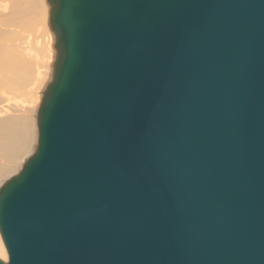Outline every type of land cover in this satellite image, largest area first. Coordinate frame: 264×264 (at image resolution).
I'll return each mask as SVG.
<instances>
[{
	"label": "water",
	"instance_id": "obj_1",
	"mask_svg": "<svg viewBox=\"0 0 264 264\" xmlns=\"http://www.w3.org/2000/svg\"><path fill=\"white\" fill-rule=\"evenodd\" d=\"M46 2L0 264H264V0Z\"/></svg>",
	"mask_w": 264,
	"mask_h": 264
},
{
	"label": "bare ground",
	"instance_id": "obj_2",
	"mask_svg": "<svg viewBox=\"0 0 264 264\" xmlns=\"http://www.w3.org/2000/svg\"><path fill=\"white\" fill-rule=\"evenodd\" d=\"M45 5L46 0H0V184L21 167L36 140L34 124L39 100L33 99L38 92L34 90L40 91L43 81H49L46 77L51 72L46 68L50 66L46 64H52L54 38L46 33L43 45L35 39L39 46L36 41L37 46L29 41L26 46L20 38L34 32V28H45ZM0 259L7 260L1 236Z\"/></svg>",
	"mask_w": 264,
	"mask_h": 264
},
{
	"label": "rangeland",
	"instance_id": "obj_3",
	"mask_svg": "<svg viewBox=\"0 0 264 264\" xmlns=\"http://www.w3.org/2000/svg\"><path fill=\"white\" fill-rule=\"evenodd\" d=\"M44 3H45V2H44ZM46 5H47V6H46ZM46 5H45V6L47 7V10H48V4H47V2H46ZM47 16H48V13L46 14V21H44V27H45V28H43V26H41V27H42L41 29H39L38 27H37V28H34V29H33L34 32H29V35H30V36L25 32L27 36H25L24 38H20V41L24 42V44H26V42H27V43H29V42L31 43V42H32V43H33L32 45L37 46V44H38V46H39L40 43H41L42 45L44 44V40L46 41V39H47L46 37L48 36L47 34H50V35L54 38L53 33H52V31L50 30V28H49V26H48ZM43 29H44V30H43ZM45 29H47V30H45ZM41 30H42V32H41ZM39 32H41V33H39ZM48 32H49V33H48ZM42 33H43V34H42ZM46 33H47V34H46ZM41 34H42V35H41ZM32 35H33V36H32ZM36 37H38V38H36ZM30 38H31L32 41L30 40ZM28 39H29V40H28ZM35 39H36L38 42L40 41V43H38ZM53 40H54V39H53ZM28 41H29V42H28ZM35 41H36L37 44L35 43ZM53 43H54V42H53ZM41 44H40V45H41ZM29 45H30V44H29ZM26 46H27V44H26ZM51 48H52L53 55H54L53 45H52ZM40 51H41V50H39V52H38V56L40 55ZM41 55H42V54H41ZM41 55H40V56H41ZM53 59H54V56H53ZM46 60H47V59H46ZM52 61H53V60H51V62H52ZM51 62L48 61L47 63H51ZM46 66H47V67L50 66L49 68H46V70L49 69L50 72H51V64H49V65L46 64ZM49 70H48V71H49ZM48 74H50V73H48ZM47 76H48V75H47ZM49 77H50V75H49ZM49 77H46V78L49 80ZM47 79H46V80H47ZM48 80H47V81H48ZM43 83H46V82L43 81ZM43 83L41 84L42 86L40 85V91H39V90H34L35 92H36V91H38V92H37V95H35L36 93L34 92L35 94H34V96H33V99H35V100H37V101L39 100L38 103L40 102L41 94H42V91H43L42 88L45 86ZM38 89H39V88H38ZM38 96H39V97H38ZM37 101H35V103H37ZM37 106H38V104H37ZM36 108H37V107H36ZM34 122H35V115H34ZM34 129H35V130H34V132H35V134H34V138L36 139V137H37L36 124H34ZM35 136H36V137H35ZM33 142H34V143H33ZM32 143H33L34 145L31 146V147H32V148H31L32 150L29 151V152L27 153L26 158L29 156V154H31V153L33 152L34 147H35V144H36V140H35V141L33 140ZM20 166H22V165H20ZM19 169H20V168H19ZM19 169H17V171H16V172H13L11 175H14V173L16 174V173L18 172ZM11 175H7V176H5L4 180H6L7 178H9ZM5 250H6V249H5ZM6 253H7V252H6ZM2 261H3V260H2ZM6 261H7V260H5L4 262H6Z\"/></svg>",
	"mask_w": 264,
	"mask_h": 264
}]
</instances>
